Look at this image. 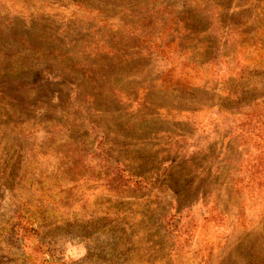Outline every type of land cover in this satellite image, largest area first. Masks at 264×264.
<instances>
[{
    "label": "rangeland",
    "instance_id": "1",
    "mask_svg": "<svg viewBox=\"0 0 264 264\" xmlns=\"http://www.w3.org/2000/svg\"><path fill=\"white\" fill-rule=\"evenodd\" d=\"M0 264H264V0H0Z\"/></svg>",
    "mask_w": 264,
    "mask_h": 264
},
{
    "label": "trees",
    "instance_id": "2",
    "mask_svg": "<svg viewBox=\"0 0 264 264\" xmlns=\"http://www.w3.org/2000/svg\"><path fill=\"white\" fill-rule=\"evenodd\" d=\"M26 230H28L26 227H23V228H22V231L25 232Z\"/></svg>",
    "mask_w": 264,
    "mask_h": 264
}]
</instances>
